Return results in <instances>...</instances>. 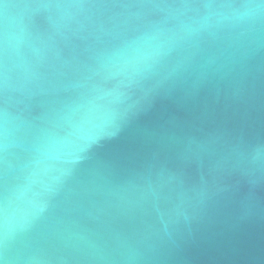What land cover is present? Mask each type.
Segmentation results:
<instances>
[{"label":"water","instance_id":"1","mask_svg":"<svg viewBox=\"0 0 264 264\" xmlns=\"http://www.w3.org/2000/svg\"><path fill=\"white\" fill-rule=\"evenodd\" d=\"M0 264H264V0H0Z\"/></svg>","mask_w":264,"mask_h":264}]
</instances>
